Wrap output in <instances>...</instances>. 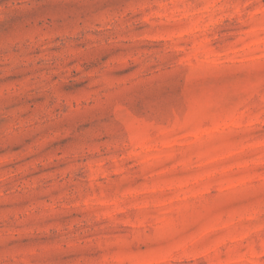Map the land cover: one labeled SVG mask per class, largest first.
Here are the masks:
<instances>
[{
  "label": "rangeland",
  "instance_id": "1",
  "mask_svg": "<svg viewBox=\"0 0 264 264\" xmlns=\"http://www.w3.org/2000/svg\"><path fill=\"white\" fill-rule=\"evenodd\" d=\"M0 264H264V0H0Z\"/></svg>",
  "mask_w": 264,
  "mask_h": 264
}]
</instances>
